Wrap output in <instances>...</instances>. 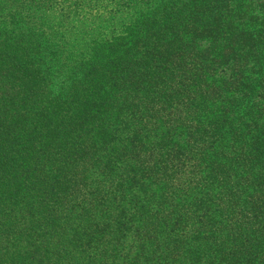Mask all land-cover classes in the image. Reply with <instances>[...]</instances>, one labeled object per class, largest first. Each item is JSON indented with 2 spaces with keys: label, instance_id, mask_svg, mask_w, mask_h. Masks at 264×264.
Masks as SVG:
<instances>
[{
  "label": "trees",
  "instance_id": "1",
  "mask_svg": "<svg viewBox=\"0 0 264 264\" xmlns=\"http://www.w3.org/2000/svg\"><path fill=\"white\" fill-rule=\"evenodd\" d=\"M2 1L0 264H264V0Z\"/></svg>",
  "mask_w": 264,
  "mask_h": 264
},
{
  "label": "rangeland",
  "instance_id": "2",
  "mask_svg": "<svg viewBox=\"0 0 264 264\" xmlns=\"http://www.w3.org/2000/svg\"><path fill=\"white\" fill-rule=\"evenodd\" d=\"M33 1H41V0H22L21 2L23 3V5H26V4H28V3H33ZM42 1H44V0H42ZM53 1H57V0H53ZM59 1H61V0H59ZM0 2L1 3H3V2H5V1H2V0H0ZM8 3H10L9 1H8ZM13 3H15V2H13ZM60 3V2H59ZM17 4L18 3H16V4H14V6L13 7H10L9 6V9H5L4 11H12V12H16V13H23V14H25V13H29L26 9H24V8H22V7H17ZM30 8L31 9H28L29 11H31L32 13H33V7L32 6H30ZM19 42H21V39H15V44H16V46H17V44L19 43ZM25 42V43H24ZM11 42L9 41L8 42V44H10ZM32 44V43H31ZM30 45V42L29 41H27L25 38L22 40V43H20V45L19 46H17L18 48H22V47H24V46H29ZM4 48H7V49H9V47H6V46H3ZM23 53V52H22ZM12 59H14V60H17V61H20V62H24V61H28V57L27 56H25V55H18V56H16V58H12V57H6L5 58V60H12Z\"/></svg>",
  "mask_w": 264,
  "mask_h": 264
}]
</instances>
